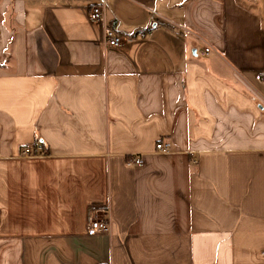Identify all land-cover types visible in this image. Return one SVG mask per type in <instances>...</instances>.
<instances>
[{
	"label": "crops",
	"instance_id": "obj_1",
	"mask_svg": "<svg viewBox=\"0 0 264 264\" xmlns=\"http://www.w3.org/2000/svg\"><path fill=\"white\" fill-rule=\"evenodd\" d=\"M99 1L0 0V264H264V0Z\"/></svg>",
	"mask_w": 264,
	"mask_h": 264
},
{
	"label": "built area",
	"instance_id": "obj_2",
	"mask_svg": "<svg viewBox=\"0 0 264 264\" xmlns=\"http://www.w3.org/2000/svg\"><path fill=\"white\" fill-rule=\"evenodd\" d=\"M107 4L105 0H100L98 4L92 6L88 12L89 20L93 22H100L104 20L105 10ZM105 43L109 48H119L122 45V38L110 28L105 29L104 33ZM210 49H204L203 54L207 55ZM255 79L264 84V76H256ZM156 150L164 153H168L171 150L170 144H157ZM25 157H34L42 154V149L39 146L35 148H25L22 152ZM128 166H140L142 161L140 158L134 157L127 162ZM111 226L110 218L106 210H95L93 211L87 222L86 231L89 235H95L98 233H105Z\"/></svg>",
	"mask_w": 264,
	"mask_h": 264
}]
</instances>
